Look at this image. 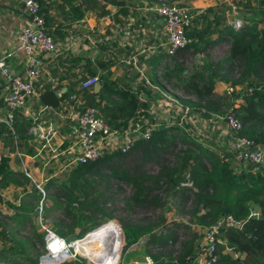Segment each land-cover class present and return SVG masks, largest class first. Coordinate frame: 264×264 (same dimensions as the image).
<instances>
[{
	"label": "trees",
	"instance_id": "trees-1",
	"mask_svg": "<svg viewBox=\"0 0 264 264\" xmlns=\"http://www.w3.org/2000/svg\"><path fill=\"white\" fill-rule=\"evenodd\" d=\"M132 1L130 15L133 12ZM164 1L175 3L172 0ZM235 2L238 10L244 14L241 26L235 27L227 21L223 14L225 9L208 7L206 11L197 12L188 28V34L195 39L194 43L173 55L166 54V60L160 66L157 64L160 59L151 62L156 68L149 77L180 103L189 106L192 111L201 112L204 119H223L233 136L230 147L209 146L187 128L178 123L162 121L161 117L151 113L152 103L159 94H154L145 84L135 88L131 83H121L113 78L111 70L105 72V68L116 65L115 59L98 60L99 71L98 64H94L95 60L91 58L75 54L64 58L62 51L53 55L52 61L58 65L50 66L49 71L58 80L57 88H65V91L58 96L55 88L44 85L40 92L43 105L55 108L67 103L66 109L65 105L61 108L65 109L63 113L66 114L69 97L75 93L85 107L100 109L113 129L124 132L141 126V132L134 135L132 148L106 151L102 157L76 166L67 180L57 185L52 195L54 209L47 208V216L56 209L71 220L69 225L63 220H54L53 228L61 236L67 240L81 239L87 231L97 229L106 222L107 225L92 234L105 230L102 243L122 238L118 223L110 221L114 216L103 208L106 202L103 203L101 199L102 191L109 188L102 187V180L118 178L132 185L133 193L127 199L128 206L166 205L165 210L173 211L170 201L161 197L166 190L165 194L173 197L175 202L181 198L188 200L190 194L194 195L195 200L186 212L194 223L208 226L233 216L240 224L221 228L220 237L224 238V243L218 244L215 250V264H264V164L257 170H253L249 164H236V133L226 118L228 113H234L242 123V134L251 137L257 148L264 149V0ZM125 4L126 0H40V12L46 20V31L58 40L63 39L64 27L81 21L89 13H96L99 19L111 15V6H117L121 7L119 13L127 14ZM230 9L227 6V10ZM221 47H226L227 51ZM212 49L223 50V54L215 50L210 53ZM189 52L202 54L200 62L190 69L186 66V54ZM157 67H160V71ZM95 76L99 77L101 83L99 91L93 86L82 87L87 78ZM218 82L242 89L228 93L225 88L220 94L216 92ZM16 112L14 122L8 124L3 121L0 124L2 130L11 135L26 131L29 124L24 126L25 123H17ZM145 131L149 132V137L143 136ZM150 162L160 165L158 174L147 172L145 166ZM13 174L8 153L0 161V186L9 185ZM117 187L119 191L122 190L120 185ZM253 203L257 204L254 211L251 207ZM252 212H256V215L250 216ZM104 216L105 222L100 220ZM158 226L151 221L126 223L124 235L127 245H134L149 234L145 244L148 254L153 247L161 250L174 246L178 238L175 232H159ZM171 226L182 224L174 222ZM76 227L84 229L80 234L71 236ZM30 233L25 240L14 237L22 249L18 251L16 247H10V250L0 251L1 261L21 264V260L28 257L25 248L36 249L37 245H41L43 234L36 229ZM194 240L195 237L188 241L178 261H173L171 255L164 252L158 255L150 253L153 263L198 264L196 257L199 251L193 244ZM100 245L97 249L102 251ZM122 246L124 240L120 246L121 252ZM16 250L20 256L15 255ZM36 253L39 257V252ZM12 255H15L14 260H10ZM37 261L32 264H37ZM99 261L105 260L102 258ZM64 264L85 263L69 261Z\"/></svg>",
	"mask_w": 264,
	"mask_h": 264
},
{
	"label": "crops",
	"instance_id": "crops-1",
	"mask_svg": "<svg viewBox=\"0 0 264 264\" xmlns=\"http://www.w3.org/2000/svg\"><path fill=\"white\" fill-rule=\"evenodd\" d=\"M158 1L164 0H133L131 15L130 0H126L125 4L128 7L127 14L119 13L121 7L117 6H111V15L99 19L96 13H89L81 21L63 28V39H58L62 42L59 50L63 52L64 58L73 54L91 58L95 60L94 64H98V69L100 67L98 60L115 59L116 65L105 68V72L111 70L113 78L121 83H131L135 88L145 84L148 89L143 79L144 76L150 77L156 68L151 62H157L160 59L157 62L160 66L165 62L166 54H168L164 20L153 9L158 5L156 4ZM172 1L187 6L190 4L195 8L196 13L206 11L208 7H213L215 10L225 9L224 17L233 25V19L240 20L236 18L238 15L242 17V22L244 20V14L241 11L227 10L229 4L226 6L224 3L221 7L222 2L216 0ZM26 19L24 5L20 0H0V60L5 59L6 65L12 72L21 74L25 72V56L17 50V35L26 25ZM52 57L46 59L49 68L58 65L57 62L52 61ZM157 69L160 71V67ZM46 84L51 85L47 81L37 84L35 94L27 99L26 106L16 108L13 111V119L6 121L10 124L14 120V112L17 111L15 121L25 123L24 126L29 123V127L26 125V131L11 135L4 132L0 125L1 143L10 154V169L14 173L9 185L0 186V251L10 250V247H16L20 251L22 247L18 246L14 237L25 240L29 238L30 231L36 229L38 233L43 234L42 243L37 245L36 249L30 247L24 249L27 252L28 257H25V260L28 264L39 258L36 252L41 254L45 244L37 208L42 194L38 186L46 191L47 206V203L51 202L50 197L54 195L57 185L66 181L70 172L78 166L75 160L80 154L77 136L63 116L66 104L62 103L61 106L53 108L43 105L40 101V92ZM93 87L99 91L101 83ZM225 87L224 83L218 82L216 92L223 93ZM237 88L240 87L237 86ZM7 94V77L0 69L2 117H6L8 113L3 103V98ZM157 101L166 104L165 100ZM64 105L65 109H61ZM151 113L157 115L154 103L151 106ZM194 114L201 116V112L198 111H194ZM228 143L230 147L231 141L229 140ZM67 173L69 174L66 175ZM46 206L43 218L47 221ZM18 251H15L16 256ZM15 255H12L10 260H14ZM7 262L0 259V264H7Z\"/></svg>",
	"mask_w": 264,
	"mask_h": 264
},
{
	"label": "built area",
	"instance_id": "built-area-1",
	"mask_svg": "<svg viewBox=\"0 0 264 264\" xmlns=\"http://www.w3.org/2000/svg\"><path fill=\"white\" fill-rule=\"evenodd\" d=\"M235 1L238 0L229 3L233 11L239 9ZM20 2L24 5L27 19L26 25L20 29L17 35V50L25 56V72L23 74L12 72L6 65L5 59L0 60V69L8 81V94L3 98V103L7 107L8 113L6 117L1 116L2 104L0 103V122L7 121V119L11 121L13 119V111L16 108L25 107L27 99L35 94L36 85L42 84L43 81L49 82L56 89L58 96H62L65 91V88H57L58 80L50 73L46 61L47 57L56 54L60 50L54 37L45 29L46 20L40 12V0H20ZM153 9L164 20V31L167 36L166 52L168 54L173 55L194 43L195 39L188 34V28L192 25L194 15L187 5L163 3L155 6ZM232 22L235 27H239L242 24L241 20H234ZM144 81L154 94L166 93L153 83L149 79V76H144ZM99 82V77H89L82 83V87L89 88ZM225 88L228 93L238 90L236 87H229L227 85ZM171 101L176 108L181 106V103L176 98H173ZM183 109L187 114L195 115L189 106H184ZM63 116L65 120L68 118L67 121L73 133L77 136V145L80 148V154L75 160L77 165L86 164L91 160L102 157L106 149H108L106 144L112 141L114 134L119 133L118 130L113 129L110 123L108 124L100 109L85 107L83 101L75 93L70 95L68 110ZM226 118L230 127L236 133V137L234 138V158L236 164H249L253 167V170L259 169L264 164V149L257 148L255 141L251 137L242 134V123L234 113H228ZM140 132L141 126L139 125L122 132V134L128 133V135L125 143L119 149L127 150L132 148L134 146V135ZM143 136L149 137V132H143ZM8 153L3 148L0 139V161ZM45 205L44 195L38 205V215L40 217V229L44 233L45 244L37 264H64L69 261H81L82 254L74 245L78 241L84 240L87 236L76 240H67L61 236L44 220L43 212ZM253 215H256V212H252L250 216ZM227 225L236 227L239 225V221L235 220L233 216H228L215 224L216 228L214 226L210 230L212 235H209V239H207L196 257L198 264H215L217 257L215 250L218 244L224 243V238L220 237V231L222 227ZM146 262L147 264H151L153 260L147 257ZM119 263L120 259L117 263L112 264Z\"/></svg>",
	"mask_w": 264,
	"mask_h": 264
},
{
	"label": "rangeland",
	"instance_id": "rangeland-1",
	"mask_svg": "<svg viewBox=\"0 0 264 264\" xmlns=\"http://www.w3.org/2000/svg\"><path fill=\"white\" fill-rule=\"evenodd\" d=\"M216 1L222 2V4L220 5L222 7L224 6V3H226V6H227L231 1H234V0H227V1L226 0H216ZM163 3H169V2L158 1L156 4L159 5ZM188 6L192 9L191 12L195 16L196 14L195 8L190 4H188ZM236 18L240 20L242 19L240 15L236 16ZM234 20L236 19H233V21ZM56 44H57V47L59 46L60 48L62 42H59L58 40H56ZM221 48L227 51L226 47H221ZM213 50H215V52L219 54H223L221 53L223 52V50H221L220 52L218 49H212L210 53H213ZM201 58H202L201 53L200 54H194L192 52L187 53L186 54L187 68L190 69L193 66H195L196 63L200 62ZM229 87H232V86H229ZM241 89H242L241 87L238 88V90H241ZM173 98L174 97L170 93L166 92L163 94H159L157 96V100L159 99L165 100L166 104H164V102L160 103L157 100L154 102L157 115L161 117L162 121L178 123L180 126H183L187 128L188 130H190V132H192L201 141L206 142V144H208L209 146H213V145L228 146L229 140L232 143L233 136L230 135V133L228 132L226 122L223 119L215 118L213 121H209L198 115L187 114L186 111H184L183 109L185 106L183 103H181V106H178V108H176L175 105L171 103L172 102L171 100ZM127 135L128 133L122 134V132L120 131L119 133L114 134L112 136V141L106 144L108 148L106 149V151H113V150L119 149L125 143ZM145 169L150 174H158V172L160 171V165L154 162L153 163L150 162L146 164ZM68 174L69 173H67L66 175ZM107 179L108 181L102 180L103 182L102 187L103 188H107V186L109 187L107 190L102 191L101 199L103 200V203L106 202L102 206H104L103 208L107 212L113 214L114 218L111 219L110 221L114 223L116 222L115 224L118 223L117 225L122 230L123 235L125 233L124 228H125L126 223H131V222L146 223L148 221H151L159 225L157 227V231L165 233L168 230H170V231L175 232L178 238L174 246H168L161 250H159V248H156V247H153L152 250L148 248L150 250V253L158 255L164 252L166 255H171V257L173 258L172 259L173 261H178L180 254H182L185 251L184 247L188 246V241L193 239V237H195L193 244L197 246L196 248L198 249V251L202 250L205 242L207 241V239H209V235L212 233L210 232V230L215 226V224L207 226V225H203V223L199 224V223H194L191 221L190 215L186 214V212L191 208L195 200V197L193 194L189 195L188 200H186V198H181L177 202H175L173 200L174 198L169 196L168 194H165L166 190L163 189L164 192L163 193L160 192L161 197L162 199L165 197L167 201H170L173 211L165 210L167 209L166 205L135 207L133 204H130V206H128L127 199H129V197H131L133 193L132 185L118 178H115V179L107 178ZM117 185H120L122 187V190L119 191ZM38 187H39L40 192L42 193L40 195L39 200H41L43 196L45 195V203H46V199H47L46 191L42 187L40 186ZM54 192H55V189H54ZM49 195L51 196V194ZM50 198H51V202L47 203V206L45 205L46 206L45 217L48 218L46 222L52 227L54 226V220H57V221L63 220L65 224H68V225L71 224V220L65 217L62 214V212L59 210H56V209L55 211L52 210L49 213V216H47V208L54 209L53 197L51 196ZM63 199L66 200V198H63ZM38 205H37V208H38ZM256 206H257L256 203L252 204L251 206L252 211L256 209ZM78 208L82 209L81 207H78ZM105 219H106L105 216L100 218V220H103L104 222H105ZM103 221H101L100 223H103ZM174 222L181 223L182 226H174V227L171 226V224H173ZM112 225L116 226L114 224ZM167 226H171V227H167ZM214 228H216V226ZM83 229L84 227H76L75 230L72 231L71 236L80 234ZM90 231L92 230L87 231L81 239H83ZM148 239H149V234L144 235L138 243L128 246L126 243L125 235H124V238H123L124 246H122L123 247L122 252L120 250V246L123 244V241H121L122 244H120L119 246V252H120V263L119 264H147L146 258L150 257L152 259V257L150 256V253L148 254L147 251L145 250V244H147ZM93 250H95V248L85 251V254H88L87 252H89L90 253L89 256L91 257ZM81 254H82L81 261H83L86 264H89V263L94 264L93 263L94 261L92 262L85 255H83V253ZM103 256H104V253H102L99 257H96L94 260L99 261L103 258ZM31 263L32 262H30V264ZM154 263H151V264H154ZM21 264H28L26 263L25 258L21 260Z\"/></svg>",
	"mask_w": 264,
	"mask_h": 264
},
{
	"label": "bare ground",
	"instance_id": "bare-ground-1",
	"mask_svg": "<svg viewBox=\"0 0 264 264\" xmlns=\"http://www.w3.org/2000/svg\"><path fill=\"white\" fill-rule=\"evenodd\" d=\"M108 223L104 224L107 225ZM104 225H101L99 228L94 229L86 235L87 237L82 240L78 241L74 247L80 252L83 253L89 260L97 262V263H103V264H112L117 263L120 259V252H119V246L121 241H123L124 235L122 232V238L118 240H111L110 243H102L105 235V230H100L94 234L93 232L97 231L98 229L102 228ZM122 231V230H121ZM92 234V235H91ZM102 243V244H101ZM101 244V245H100ZM102 246V251L98 250V246ZM95 248V250L92 251L91 257L89 255L85 254V251ZM102 253H104V262L102 261H96L94 260L96 257H99Z\"/></svg>",
	"mask_w": 264,
	"mask_h": 264
}]
</instances>
